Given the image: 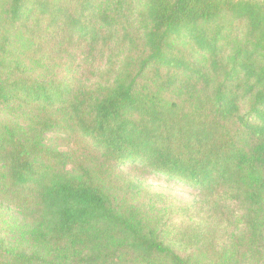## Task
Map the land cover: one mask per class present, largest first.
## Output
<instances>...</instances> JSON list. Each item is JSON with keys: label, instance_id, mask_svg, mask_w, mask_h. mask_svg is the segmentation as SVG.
I'll return each instance as SVG.
<instances>
[{"label": "trees", "instance_id": "obj_1", "mask_svg": "<svg viewBox=\"0 0 264 264\" xmlns=\"http://www.w3.org/2000/svg\"><path fill=\"white\" fill-rule=\"evenodd\" d=\"M0 264H264V0H0Z\"/></svg>", "mask_w": 264, "mask_h": 264}, {"label": "rangeland", "instance_id": "obj_2", "mask_svg": "<svg viewBox=\"0 0 264 264\" xmlns=\"http://www.w3.org/2000/svg\"><path fill=\"white\" fill-rule=\"evenodd\" d=\"M51 134H47V138ZM60 150H66L69 148L67 145H60ZM70 166L68 165L67 168ZM126 167V166H125ZM144 182L153 190L163 193L171 201L178 203H189L196 197V189L186 185L183 182H179L175 179L169 178L165 174L152 173L143 177Z\"/></svg>", "mask_w": 264, "mask_h": 264}]
</instances>
